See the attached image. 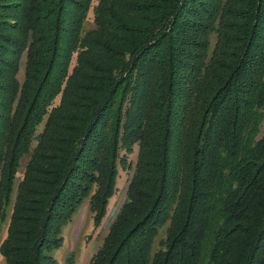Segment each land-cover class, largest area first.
<instances>
[{"label": "trees", "instance_id": "trees-1", "mask_svg": "<svg viewBox=\"0 0 264 264\" xmlns=\"http://www.w3.org/2000/svg\"><path fill=\"white\" fill-rule=\"evenodd\" d=\"M91 3L0 0L5 264H57L85 202L98 228L135 145L89 264H264V0Z\"/></svg>", "mask_w": 264, "mask_h": 264}, {"label": "rangeland", "instance_id": "rangeland-1", "mask_svg": "<svg viewBox=\"0 0 264 264\" xmlns=\"http://www.w3.org/2000/svg\"><path fill=\"white\" fill-rule=\"evenodd\" d=\"M96 3L97 0H92L91 8L84 23V31L94 28L92 8L96 5ZM24 65L25 55H23L21 59L19 72L17 74L19 82L23 81ZM58 102L59 98L54 101L53 105H57ZM42 127L43 123L38 126L37 134L40 133ZM263 131L264 125L261 128V133ZM36 144V142H33L31 144L30 150H32ZM137 151L138 147L135 145L133 148V153L127 156V163L129 166H127L126 168L118 166L116 190L112 198L109 200L107 214L103 218L100 226L98 228L93 227L91 214L88 211L87 202H85L78 210V212L73 216L72 221L63 227L61 232V246L51 252V256L55 259L57 264H67L69 261H71L72 264H89L90 258L92 257L94 252L101 246L102 239L107 234L108 227L114 220L118 209L126 200V188L134 171ZM122 154L123 152L120 153V155ZM28 158L29 155H24L20 160V166L14 181V189L11 195L10 205L7 209V216L10 214L11 206L15 201L17 187L20 183V180L22 179V175L26 167ZM7 224L8 221L6 217V220L0 224V246L2 245L6 237ZM0 264H5V259L1 256V253Z\"/></svg>", "mask_w": 264, "mask_h": 264}]
</instances>
